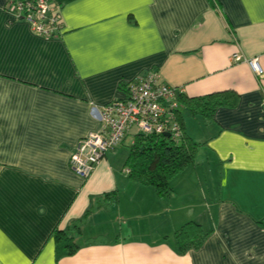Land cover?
Returning <instances> with one entry per match:
<instances>
[{"label":"crops","instance_id":"obj_1","mask_svg":"<svg viewBox=\"0 0 264 264\" xmlns=\"http://www.w3.org/2000/svg\"><path fill=\"white\" fill-rule=\"evenodd\" d=\"M8 1L0 0V264H264V0H52L63 28L51 39L17 20ZM148 72L183 90L184 133L200 144L169 198L130 178L122 146L136 136L86 179L70 163L101 129L102 109ZM212 95L227 104L192 115L186 99ZM86 215L79 249L57 260L54 233ZM191 221L209 235L180 254L175 235Z\"/></svg>","mask_w":264,"mask_h":264},{"label":"built area","instance_id":"obj_2","mask_svg":"<svg viewBox=\"0 0 264 264\" xmlns=\"http://www.w3.org/2000/svg\"><path fill=\"white\" fill-rule=\"evenodd\" d=\"M7 7L17 20L29 23L38 36L51 39L61 33V10L52 0H9ZM241 60L240 56L234 57L236 62ZM250 64L258 75H263L257 59ZM125 92L123 99L102 109L101 129L83 138L72 154L71 167L84 179L130 135H169L175 143L183 138L178 114L182 89L165 83L158 72H148L130 82Z\"/></svg>","mask_w":264,"mask_h":264},{"label":"trees","instance_id":"obj_3","mask_svg":"<svg viewBox=\"0 0 264 264\" xmlns=\"http://www.w3.org/2000/svg\"><path fill=\"white\" fill-rule=\"evenodd\" d=\"M182 101L184 98L181 95L180 105ZM186 102L192 115L206 118L212 117L219 107L227 104L220 95L189 98ZM178 114L181 122L180 110ZM181 125L183 128V121ZM199 146L200 144L186 137L185 133L178 143L163 135L136 136L126 163V167L130 170V178L142 185L154 187L160 198H169L174 194L173 179L194 163ZM109 196L112 195H106ZM113 196L112 202H117V195ZM100 206L93 207L92 210ZM86 219L87 215L75 221L68 229L57 230L54 233L57 242V260L73 255L79 249L76 239ZM260 225L264 227V221L260 222ZM208 235L209 232L200 224L193 221L186 223L175 235L178 253L185 254L190 250L200 249Z\"/></svg>","mask_w":264,"mask_h":264},{"label":"rangeland","instance_id":"obj_4","mask_svg":"<svg viewBox=\"0 0 264 264\" xmlns=\"http://www.w3.org/2000/svg\"><path fill=\"white\" fill-rule=\"evenodd\" d=\"M133 141H134V139H128L127 140V142L125 143V145L124 146H122V152L123 153H128L129 154V152L131 151V148H132V145H133ZM201 154V152L198 154V156H197V158H196V163H199V161H200V157H199V155ZM208 165H206L205 166V170H203V169H201L199 172L201 173V175H200V173H199V185H198V189H201V188H205V187H207L206 185H204L205 183H207V181H206V176L207 175H205V174H208V173H210L208 170H209V168L207 167ZM216 168H212L211 169V171H213V173L214 174H216V171L217 170H215ZM205 171V174L202 176V172H204ZM207 172V173H206ZM198 176L196 177V178H198ZM201 184H202V186L203 187H200L201 186Z\"/></svg>","mask_w":264,"mask_h":264},{"label":"water","instance_id":"obj_5","mask_svg":"<svg viewBox=\"0 0 264 264\" xmlns=\"http://www.w3.org/2000/svg\"><path fill=\"white\" fill-rule=\"evenodd\" d=\"M169 137V135H167Z\"/></svg>","mask_w":264,"mask_h":264}]
</instances>
